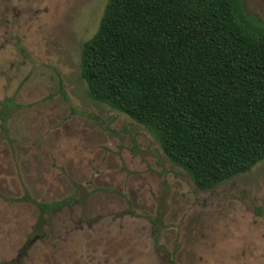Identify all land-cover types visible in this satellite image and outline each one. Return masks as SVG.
<instances>
[{"label": "rangeland", "instance_id": "obj_1", "mask_svg": "<svg viewBox=\"0 0 264 264\" xmlns=\"http://www.w3.org/2000/svg\"><path fill=\"white\" fill-rule=\"evenodd\" d=\"M105 2L0 0V264H264V159L198 189L88 96L79 48ZM243 7L264 21V0ZM28 198L68 204L37 228Z\"/></svg>", "mask_w": 264, "mask_h": 264}, {"label": "trees", "instance_id": "obj_2", "mask_svg": "<svg viewBox=\"0 0 264 264\" xmlns=\"http://www.w3.org/2000/svg\"><path fill=\"white\" fill-rule=\"evenodd\" d=\"M78 69L88 96L146 129L198 189L264 159V21L243 0H106ZM28 200L37 228L68 204Z\"/></svg>", "mask_w": 264, "mask_h": 264}, {"label": "flooded vegetation", "instance_id": "obj_3", "mask_svg": "<svg viewBox=\"0 0 264 264\" xmlns=\"http://www.w3.org/2000/svg\"><path fill=\"white\" fill-rule=\"evenodd\" d=\"M24 247H25V245L22 247V249L20 251V254L24 251Z\"/></svg>", "mask_w": 264, "mask_h": 264}, {"label": "water", "instance_id": "obj_4", "mask_svg": "<svg viewBox=\"0 0 264 264\" xmlns=\"http://www.w3.org/2000/svg\"><path fill=\"white\" fill-rule=\"evenodd\" d=\"M33 239H34V238H32L30 241H32ZM30 241H29V242H30Z\"/></svg>", "mask_w": 264, "mask_h": 264}]
</instances>
